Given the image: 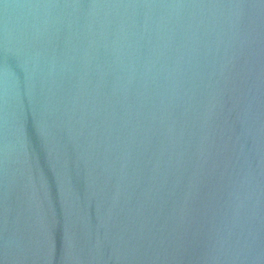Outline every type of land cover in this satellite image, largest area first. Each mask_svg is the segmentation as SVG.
Returning <instances> with one entry per match:
<instances>
[{
    "label": "water",
    "instance_id": "water-1",
    "mask_svg": "<svg viewBox=\"0 0 264 264\" xmlns=\"http://www.w3.org/2000/svg\"><path fill=\"white\" fill-rule=\"evenodd\" d=\"M0 264H264V0H0Z\"/></svg>",
    "mask_w": 264,
    "mask_h": 264
}]
</instances>
